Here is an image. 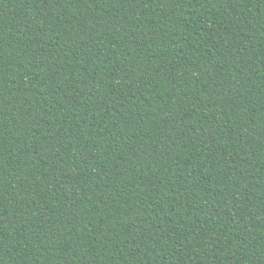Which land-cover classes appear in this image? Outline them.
<instances>
[{
	"label": "trees",
	"instance_id": "obj_1",
	"mask_svg": "<svg viewBox=\"0 0 264 264\" xmlns=\"http://www.w3.org/2000/svg\"><path fill=\"white\" fill-rule=\"evenodd\" d=\"M0 264H264V0H0Z\"/></svg>",
	"mask_w": 264,
	"mask_h": 264
}]
</instances>
